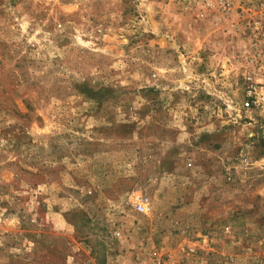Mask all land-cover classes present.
<instances>
[{"label":"rangeland","instance_id":"rangeland-1","mask_svg":"<svg viewBox=\"0 0 264 264\" xmlns=\"http://www.w3.org/2000/svg\"><path fill=\"white\" fill-rule=\"evenodd\" d=\"M261 1L0 0V264H264Z\"/></svg>","mask_w":264,"mask_h":264},{"label":"built area","instance_id":"built-area-1","mask_svg":"<svg viewBox=\"0 0 264 264\" xmlns=\"http://www.w3.org/2000/svg\"><path fill=\"white\" fill-rule=\"evenodd\" d=\"M236 0H204L205 5L216 9L220 14H228L230 6ZM243 12V11H242ZM243 25L241 33L245 38V47L250 59V65H254L257 71L264 70V0L256 4L252 13L244 12ZM248 81L252 78L247 76ZM264 83L257 86L250 85L247 88V96L254 103L264 102ZM190 166V164H188ZM150 207L148 198L141 197L134 202V210L138 213H146Z\"/></svg>","mask_w":264,"mask_h":264}]
</instances>
